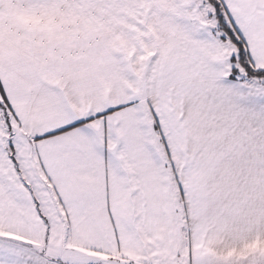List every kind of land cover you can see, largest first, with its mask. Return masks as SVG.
Here are the masks:
<instances>
[{
  "label": "snow or ice",
  "instance_id": "snow-or-ice-1",
  "mask_svg": "<svg viewBox=\"0 0 264 264\" xmlns=\"http://www.w3.org/2000/svg\"><path fill=\"white\" fill-rule=\"evenodd\" d=\"M0 264H264V0H0Z\"/></svg>",
  "mask_w": 264,
  "mask_h": 264
}]
</instances>
